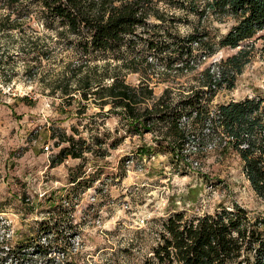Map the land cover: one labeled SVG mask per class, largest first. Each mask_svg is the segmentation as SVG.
Listing matches in <instances>:
<instances>
[{"label":"trees","instance_id":"1","mask_svg":"<svg viewBox=\"0 0 264 264\" xmlns=\"http://www.w3.org/2000/svg\"><path fill=\"white\" fill-rule=\"evenodd\" d=\"M1 1L10 9L5 19L14 16L5 29L20 30L18 20L29 17L30 8L38 4L45 26L58 30L59 37L69 35L79 71L70 76L64 71L62 78L68 84L60 79L55 86L63 97L68 96V104L78 94L80 100L101 111L109 106L106 113L116 111L132 132H156V146L144 145L140 152L164 154L177 166L211 144L223 155L235 152L250 187L264 201V96L213 102L222 89L235 87L251 51L241 49L200 69L219 48H236L264 31V0ZM160 3L169 9H161ZM191 17L195 22L187 34L178 32L174 24H162L168 18L192 22ZM152 18L162 23L152 24ZM208 20L232 24L213 41L206 29ZM1 23L0 19V30ZM260 39L264 56V34ZM12 47L15 53L26 51L22 43ZM3 66L0 53V73H4ZM128 73L138 74L139 82L129 83ZM187 75H192L191 84L178 82ZM161 82L167 86L156 95L155 86ZM73 131L80 135L76 128ZM75 134L53 130L51 138L60 149L50 159L51 167L68 158L86 161L87 153L98 158L108 155L98 136L88 142ZM118 142L114 140L109 147L116 148ZM189 142L196 143L195 151L187 148ZM74 171L70 172L73 186L94 183L95 177L89 182L91 175ZM70 195L71 191L51 207L50 216L38 223L35 236L17 242L7 237L8 224L2 216L6 205L0 201V264H28L35 254L45 257L57 252L64 253L67 261L72 255L68 239L74 236ZM142 264H264V213L252 216L238 203L190 217L184 210H175L161 220L158 243Z\"/></svg>","mask_w":264,"mask_h":264},{"label":"rangeland","instance_id":"2","mask_svg":"<svg viewBox=\"0 0 264 264\" xmlns=\"http://www.w3.org/2000/svg\"><path fill=\"white\" fill-rule=\"evenodd\" d=\"M159 5L169 9L165 3ZM7 7L0 0V53L4 60V73H0V201L6 205L2 216L8 224L7 237L17 242L35 236L38 223L50 216L51 207L62 202L69 191L74 206V236L68 239L71 257L66 261L62 252L45 257L35 254L28 264H142L158 243L161 220L175 210H184L190 217L238 203L252 216L264 213V201L250 187L235 152L223 155L211 144L205 152L177 166L164 154L140 152L144 145L156 146V132L133 133L116 111L106 113L109 106L101 111L95 104L80 100L78 94L68 104V96L63 97L55 86L63 79L64 71L67 76L79 71L69 35L59 37L58 30L46 27L38 4L30 8L29 17L18 20L20 30L5 29L14 19H5L10 11ZM190 19L192 22L168 18L162 23L152 18L150 22L174 24L178 32L187 34L195 22ZM231 24L208 20L206 29L214 41ZM9 32L22 34L12 36ZM263 34L259 32L236 48H219L201 65L200 69L241 49L251 51L250 62L235 87L222 89L214 104L264 96ZM18 43L24 44L26 51L15 53L12 46ZM191 76L177 80L189 85ZM126 80L136 84L139 76L128 73ZM166 86L167 82L157 84L156 95ZM54 129L56 134L65 131L88 142L98 136L109 153L105 158L87 153L86 161L68 158L51 167L50 159L60 149L51 138ZM114 140L119 141L118 145L110 148ZM194 144L189 142L187 148L192 150ZM76 169L91 175L89 182L95 177L94 183L89 187L86 183L73 186L70 172Z\"/></svg>","mask_w":264,"mask_h":264},{"label":"built area","instance_id":"3","mask_svg":"<svg viewBox=\"0 0 264 264\" xmlns=\"http://www.w3.org/2000/svg\"><path fill=\"white\" fill-rule=\"evenodd\" d=\"M45 149H49V147L46 146ZM144 222H145V218H142V219H141V223H144Z\"/></svg>","mask_w":264,"mask_h":264}]
</instances>
